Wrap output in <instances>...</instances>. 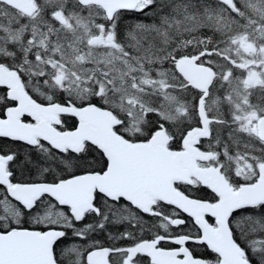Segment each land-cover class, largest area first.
I'll return each mask as SVG.
<instances>
[{"label": "snow or ice", "instance_id": "6c2138e0", "mask_svg": "<svg viewBox=\"0 0 264 264\" xmlns=\"http://www.w3.org/2000/svg\"><path fill=\"white\" fill-rule=\"evenodd\" d=\"M0 264H264V0H0Z\"/></svg>", "mask_w": 264, "mask_h": 264}]
</instances>
